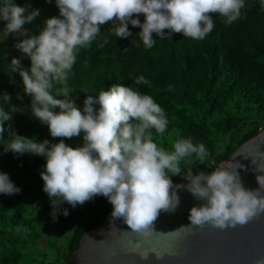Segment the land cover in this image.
<instances>
[{"label":"clouds","instance_id":"clouds-1","mask_svg":"<svg viewBox=\"0 0 264 264\" xmlns=\"http://www.w3.org/2000/svg\"><path fill=\"white\" fill-rule=\"evenodd\" d=\"M55 3L59 16L45 19L39 34H30L25 25L39 17L40 9L29 11L31 5L21 7L13 0H4L0 6V20L6 21L4 32L7 36L24 37L14 47L31 61L30 69H25L19 58L11 60V70L19 72L24 93L31 97V114L48 126L52 138H61L59 143H50L48 139L37 142L12 132L11 125L6 128L5 122L19 111L18 106H13L10 112L0 109V138H4L6 131L10 136L4 151L46 159L40 175L54 221L65 202L75 208L103 196L113 206L112 218L122 217L132 231L150 237L160 212L174 211L179 205L171 177L180 176L181 160L195 154L204 161L209 153L203 143L194 144L190 138L177 140L171 152L158 147L151 130L165 132L168 125L165 111L152 96L131 86L116 84L98 95L89 94L81 110L69 98L67 86L76 54L79 49L90 47L101 35V26L109 23L110 32L122 39L132 36L129 24L140 28L136 35L146 49L155 43L153 34L168 40L174 34L202 40L214 28L213 14H219L230 25L240 17L244 0H55ZM141 14L145 18L143 23L139 19ZM107 42L105 37L104 43ZM54 83L62 85L55 89V95ZM134 83L149 84V81L139 76ZM6 98L11 99L9 95ZM18 98L22 99L19 94ZM56 108L60 111H54ZM81 134L80 147L73 148L64 142ZM252 163L255 172L264 173V162L253 159ZM183 177L190 181L188 191L207 201L190 209V226L208 223L220 229L235 228L264 213V175L256 176L257 190L246 189L231 166L217 167L210 174L188 172ZM20 192L9 174L0 172V194L11 196ZM62 213L67 216L69 211L64 208Z\"/></svg>","mask_w":264,"mask_h":264},{"label":"trees","instance_id":"trees-1","mask_svg":"<svg viewBox=\"0 0 264 264\" xmlns=\"http://www.w3.org/2000/svg\"><path fill=\"white\" fill-rule=\"evenodd\" d=\"M4 0H0L2 6ZM59 16V9L54 3ZM135 18V17H134ZM139 19L143 23L144 16ZM111 24L101 26V35L88 48L79 49L67 86L70 99L83 110L87 95H98L113 85L131 86L142 94L153 97L165 111L168 125L163 134L152 129L153 140L168 152L173 151V37L172 40L160 39L155 34L152 48L146 49L137 37L140 28L128 25L132 36L115 37L110 32ZM167 31V30H165ZM107 37L108 42L104 43ZM103 44V47L100 45ZM126 49V50H125ZM19 58L25 69H30V58L21 52L0 54V109L10 112L13 106L19 111L5 122L11 131L42 142L59 143L61 138H52L46 124H42L31 114V97L24 93L19 72H13L11 60ZM144 76L149 84H135V78ZM62 87L54 83L55 89ZM82 89L89 90L85 93ZM18 94L22 99L18 98ZM9 95L11 99H7ZM64 99V97H58ZM95 107H99L98 105ZM54 111L59 112L56 108ZM10 136L4 133L0 138V172L9 174L21 192L14 195L0 194V264H34L37 252L42 250L43 264H77L72 261V253L78 248L82 235L101 225L113 210L106 197L96 196L83 205L72 208L66 202L54 221L51 215L50 200L43 191L40 173L44 170L46 159L29 153L23 155L5 152ZM75 148L83 145V134L79 137L64 139ZM171 175V173H169ZM173 181V177H171ZM69 214L64 216L62 209ZM51 259V260H49Z\"/></svg>","mask_w":264,"mask_h":264},{"label":"water","instance_id":"water-1","mask_svg":"<svg viewBox=\"0 0 264 264\" xmlns=\"http://www.w3.org/2000/svg\"><path fill=\"white\" fill-rule=\"evenodd\" d=\"M153 231L144 237L122 217L110 215L82 235L71 259L77 264H173V211H161Z\"/></svg>","mask_w":264,"mask_h":264},{"label":"rangeland","instance_id":"rangeland-1","mask_svg":"<svg viewBox=\"0 0 264 264\" xmlns=\"http://www.w3.org/2000/svg\"><path fill=\"white\" fill-rule=\"evenodd\" d=\"M13 2L21 7H24L26 5H31V8L29 9V11H31L32 9H40L39 17H37L31 24L25 25V27L30 30V34H39V32L44 27L43 22L45 19L53 17V16H58L54 8L55 0H52L51 3L47 2V0H13ZM5 24H6V21L0 20V54L21 52L20 50L16 49L14 45L20 40L24 39V37L16 36L15 34H10L7 36L3 30L5 27ZM24 56L27 57L26 55ZM42 252H43L42 250L37 252L36 255L38 257V260L35 261L34 264H43V260L41 258Z\"/></svg>","mask_w":264,"mask_h":264}]
</instances>
